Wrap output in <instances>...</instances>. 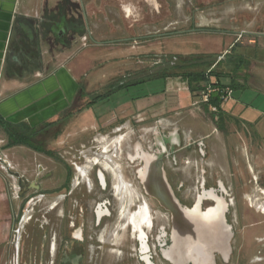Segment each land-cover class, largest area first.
I'll use <instances>...</instances> for the list:
<instances>
[{"label":"crops","instance_id":"obj_1","mask_svg":"<svg viewBox=\"0 0 264 264\" xmlns=\"http://www.w3.org/2000/svg\"><path fill=\"white\" fill-rule=\"evenodd\" d=\"M237 3L247 8L239 9ZM88 4L89 0H0L1 119L25 129L50 121L62 122L64 137L70 139L74 121V130L85 132L95 127L108 128L119 121L124 124L132 119L159 133L174 135L176 143L169 148L174 146L173 156L178 164L166 163L174 180H182L185 176H195V180L201 177L211 179L214 175L221 182L228 180L232 188L237 185L240 190L236 196L247 195L251 191L250 180L256 176L254 170L260 168L258 173L264 174V145L258 141L253 151L237 130L239 121H234L236 116L249 117L251 114L241 109L242 101L238 106L231 98L221 103L216 112H211L205 103H196L199 96L191 93L186 80L168 77L159 78L163 81L161 86L133 96L130 103L128 100L121 102L116 110L98 107L100 100L85 106L96 94L107 91L118 78L134 75L154 64L141 59L152 52L150 48L135 45L137 39L132 40L135 44H123L124 40L119 39L126 37L125 33H114L112 24L103 22L104 17L101 24L96 21L89 14ZM85 15L91 23L92 34L75 30L76 26L83 24ZM196 25L211 26L212 31L199 32L211 33L221 44L216 49L184 44L181 49L164 54L211 55L216 56L217 61L224 60L228 53L242 55L245 62L237 71L230 70V64L220 68L219 81L236 83L233 90H250L253 95L249 99L241 95L238 100L251 101L253 96L260 101L257 107L264 111V43L259 42L264 38V0H233L225 8L219 6L218 13L209 19L197 16ZM256 27H260L259 31ZM243 32L252 36L247 43L239 39ZM81 35H86L89 41L83 47L76 41ZM89 63L91 65H87ZM80 67L86 70L79 71ZM209 81L213 82L215 78L210 76ZM136 85L118 88L114 92L133 90ZM79 94L85 103L78 111L80 106L73 107V101ZM71 109L77 113L73 121ZM241 138L244 156L231 155V161L236 164V170L231 171L228 167L231 163L229 150L239 145ZM7 140L8 136L0 125V143ZM8 154L23 169L31 172L36 169L41 155L22 145L8 149ZM240 163L247 169L240 168ZM245 171L250 176H245ZM234 173L238 175L235 179ZM3 177L0 173V180ZM251 199L259 200L257 193L249 198V206L252 207ZM237 206L240 207L238 203Z\"/></svg>","mask_w":264,"mask_h":264},{"label":"flooded vegetation","instance_id":"obj_2","mask_svg":"<svg viewBox=\"0 0 264 264\" xmlns=\"http://www.w3.org/2000/svg\"><path fill=\"white\" fill-rule=\"evenodd\" d=\"M231 1L233 0H192L190 4L195 7L193 17L189 19H196L198 13L217 14L219 6L225 8ZM171 3V0H89L88 5L89 14L100 24L104 17L112 24L111 30L114 33L128 34L119 40H134L141 35L150 34L147 29H144L145 24L149 27L154 22L167 20L172 14ZM203 5L212 6V13H206ZM114 15L118 17L115 18ZM193 25L195 27L181 30V32L212 31L209 26H197L196 22ZM256 28L259 31L260 27ZM75 30L78 33L92 34L88 15L84 16L83 24L76 26ZM243 33L241 36H248L247 32ZM255 34L260 35L261 33L256 32ZM82 97L79 94L75 98L73 107L82 106L85 103ZM93 98L90 101L94 100ZM76 114V110L71 109V121L74 120ZM113 127H117L112 128L115 132L119 130L118 127H122V124H116ZM58 130L55 127L50 133L47 130L40 134L41 138L36 143L43 150H36L41 154L40 161L32 172L23 169L8 154V149L15 146L22 145L31 148L30 146L13 144L9 139L0 143V153H3V150L7 151L3 167L0 164V170L4 175L3 180H0V264H92V259L98 256V250L104 248V244L108 242L106 238L126 227H129L130 236L134 241L129 256L137 258V261L142 264H145L144 256H147L148 261L154 264H157V258L162 264H171L161 255V249L170 245V215L142 189L137 178L140 161L134 157L135 148L138 146L134 144L135 140L131 139L126 142L122 148L120 144L122 137L118 136L120 141L117 145V153L124 154L129 165L126 166L127 169H124L119 156L116 157L117 160L113 158L114 163L119 168L121 178L128 182L132 189L141 191L148 200L155 203L159 216L167 221L163 225H156L157 212L152 210L146 201L150 212L149 224L143 223L146 233L145 243L148 245L146 253L141 249L142 242L133 225L120 226L124 220L120 216L119 201L115 191L119 179L113 167H107L103 163L102 154L105 151L108 153L107 147H104L100 154L95 152L94 155L86 156L77 155L75 144H72L71 158H65L56 150L58 145L55 139L60 134L52 138L53 132ZM165 134L160 133V137L156 139L154 137V144L156 143L159 148L164 146L168 149L176 141L174 135ZM89 148L86 149L87 152L90 151ZM96 156L99 157L98 161L93 160ZM163 160L167 179L183 205L192 207L196 199L198 200L197 197L202 196L203 211L215 206L212 202L214 194L212 195L211 192L208 193L209 195L202 194L203 190L210 188L206 179L201 177L191 184L184 179L174 180L166 163L171 161L172 165L177 166V159L168 154L163 157ZM87 164L89 168L86 175H80L77 168ZM218 183L220 186L223 185L221 181ZM218 183L217 188H219ZM228 197L230 208L232 199ZM133 206L137 205L131 204L129 210H132ZM254 208L264 213L263 210ZM229 214L228 210L227 221L233 229L234 224ZM233 232L232 238L237 234L236 230ZM222 262L221 256L216 254L215 264Z\"/></svg>","mask_w":264,"mask_h":264},{"label":"rangeland","instance_id":"obj_3","mask_svg":"<svg viewBox=\"0 0 264 264\" xmlns=\"http://www.w3.org/2000/svg\"><path fill=\"white\" fill-rule=\"evenodd\" d=\"M171 15L167 18L165 21H157L154 22V24L150 25L148 27V24H145V28L147 29L150 34L149 35H141L135 42H132V40H124L123 44L125 45H139V46H144L148 47L152 50V52H149L146 56H142L141 59H144L145 62L152 63L154 62L153 60L156 59V55L164 54L167 53L170 50H179L181 49V45H191L194 47H201L204 49H211V48H217L218 44H221V41H218L214 36L211 35V33H204V32H192L189 34H184L181 30H187L192 27H195L193 25L194 22H196V19H189V17H193V11L195 6H191L192 0H171ZM206 5V4H205ZM203 5L204 11L206 13H212L213 8L212 6H205ZM254 7L255 5H251ZM236 7L239 9H243L244 7L247 8L244 4H236ZM258 7V6H256ZM255 10V9H254ZM252 9V11L254 12ZM203 15L207 17V19L211 18L212 15H206L203 13H198L197 16ZM108 25L111 23L107 22L105 19L104 21ZM211 27V26H209ZM143 29V28H142ZM141 29V30H142ZM144 31V30H142ZM181 32V33H180ZM125 33V32H124ZM179 36V34H182ZM178 34V35H177ZM126 35V33H125ZM124 35V36H125ZM128 35V34H127ZM126 35V36H127ZM82 36H80V39L77 38V44L80 46L87 45L89 43L88 39L83 40L81 39ZM116 37H120V35H115ZM87 37V36H86ZM114 37V36H113ZM88 38V37H87ZM252 38V36H242L240 37V41L243 43H247L248 39ZM260 43H264V38L259 39ZM146 63V64H147ZM148 63V64H149ZM87 65H91L90 63ZM86 70L83 67L79 68V71ZM163 84V81L161 79L157 80H151L149 83H142L139 84L138 86L136 85L133 90H125L121 89L118 90L117 92H114L113 94L110 95V97L100 100L98 103V107H103V110H111L115 109L116 107L120 105L121 102L124 101H129L131 102L130 99L134 96H137L138 94L143 95L144 93L148 92L151 90L152 87H159ZM186 86V85H184ZM253 95V93L250 90H242V89H235L233 90L232 98L236 100L235 102L237 103L238 106H240L243 102V106H241V109L245 110V112H250L251 114L249 115L248 113H244L249 115L248 116H239L237 115L234 121L238 120L239 122L236 124L237 130L241 132V135H243L244 139H246L247 144L250 149L253 151L256 150L257 148V142L260 141L264 145V111H260L259 108L257 107L260 101L255 100V97L252 96L251 101L244 100V98L249 99V97ZM243 95L244 98L238 100L240 96ZM73 121V120H72ZM75 122V121H74ZM71 123V139L64 137L66 133L63 134V127H56V129H60V135L55 139L57 143L56 150L65 158L70 159L71 158V145L75 144L74 147L77 149L76 154L80 155H94V153L100 154L104 149V147H107L108 154H113L115 153V146H114V140L116 137L121 136V147L125 146L126 142L130 141L131 139L135 140L136 148H135V155L134 157L136 159L139 158V153L142 151H149L151 153H155L160 150L158 145L155 143L154 144V137H160V133L153 130L152 128H148L149 126H143V124H139V122H135L132 119L127 121V123L122 124V121L117 122L116 124H122V127H118L119 130H116L115 132L112 131V128H117L113 127L115 126V123L110 124L107 127V129L103 128H93L86 130L85 132H80V131H75L74 130V125ZM86 140V142H84ZM243 139L241 138L240 144L233 147L232 149L230 148L229 150V162L231 161V155L234 157H238L239 155L244 156V150L242 149L243 145ZM91 147L89 148V146ZM155 145V146H153ZM152 146L154 148H152ZM89 148V152L86 151V149ZM145 150V151H144ZM5 153V152H3ZM121 158L120 162L122 161V167L124 169H127L128 162L125 159L124 154H120L119 152L115 153L113 156L111 155V158L116 157ZM133 156V155H131ZM114 161V160H113ZM119 162V160L117 161ZM141 166V162L139 163ZM236 164L231 163L228 164L229 170L235 171L236 170ZM240 168H245L247 167L243 164L240 163ZM140 169V167H139ZM258 168L255 171V178L250 180L251 184V191L243 197V195L236 196L238 191L240 190L238 186L236 185L235 188H232L231 185L229 184V181H223L224 183L223 187H226L228 190L229 199H232V207L229 208L230 214L229 218L233 222V231L236 230L237 234L234 236V238L231 239V245H232V252L233 254H230V260L229 263H221V264H264V213L261 211L256 210L253 206H249V198H251L254 193H257L258 199L259 200H264V194L262 193V190L264 191V174H261V172L258 173ZM238 171V169H237ZM236 171V173H238ZM193 176H194V171L191 170ZM248 171H245V176H250ZM257 172V173H256ZM0 173L3 174V172ZM206 173L209 174V172L206 170ZM234 173L232 176L234 179L239 175H235ZM243 174V175H244ZM183 175V174H182ZM188 183L191 184V182L195 181V176L194 177H184ZM199 179V178H197ZM123 183L128 182L124 181L122 179ZM208 182V186H212L216 190H219V188L216 187L217 183L219 182V179L217 176L213 175V178L211 179H206ZM130 187V184H129ZM207 187V186H206ZM228 187V188H227ZM131 188V187H130ZM132 189V188H131ZM223 189V188H221ZM239 189V190H238ZM133 194L134 198L133 201L130 203L137 205L136 207L133 206L132 210H129V206L127 207L128 211L130 213L135 212L138 209V206L143 204L146 206L149 212V207L147 203L149 204L150 208L154 211L157 212V217L155 218V223L156 225H163L164 223H167L162 217L159 216V211L156 207V204L152 203L151 200H148L145 195L142 194L141 191H136L134 189ZM117 195V194H116ZM235 195V197L233 196ZM137 198V199H136ZM119 201V197H118ZM147 201V203H146ZM237 203L239 204L240 207L237 206ZM251 204V203H250ZM119 211H120V205H119ZM128 212V213H129ZM121 215V214H120ZM150 212L147 216L146 221L144 224H149L150 219ZM123 218V217H122ZM124 223H121L120 226H125L126 224L132 225V223H127L125 222V219L123 218ZM122 222V221H121ZM143 225V224H142ZM115 227V226H114ZM132 227V226H131ZM134 227V225H133ZM132 227V230L134 231V228ZM143 227V226H142ZM137 231V229L135 228ZM138 232V231H137ZM246 236V237H245ZM108 242L104 244V248L98 250V256L96 259H92V264H142L137 261V258H132L129 256L130 249L134 245V241L130 236V230L129 227H126L124 229L118 230L116 233H113L109 237L106 238ZM141 242V241H140ZM147 249L148 245L146 244ZM141 249H142V244H141ZM143 251V249H142ZM143 252H147L143 251ZM120 253V254H119ZM157 264H162L161 261L157 258L156 259ZM146 264V263H145Z\"/></svg>","mask_w":264,"mask_h":264},{"label":"water","instance_id":"obj_4","mask_svg":"<svg viewBox=\"0 0 264 264\" xmlns=\"http://www.w3.org/2000/svg\"><path fill=\"white\" fill-rule=\"evenodd\" d=\"M173 150L174 146L169 149L162 146L155 153L144 150L153 156L148 161L139 159L142 170L137 173L145 194L170 215V245L161 249V255L171 264H215V255L218 254L227 263L232 252L231 239L234 234L226 217L229 193L223 183L221 186L218 183L219 190L209 188L202 191L203 195L211 192L221 199L222 211L217 214L204 216L201 200L196 199L192 207L183 205L175 195L164 168L163 157L173 155ZM213 202L216 204L215 200ZM195 207L197 211H190ZM151 264L154 263L151 261Z\"/></svg>","mask_w":264,"mask_h":264},{"label":"trees","instance_id":"obj_5","mask_svg":"<svg viewBox=\"0 0 264 264\" xmlns=\"http://www.w3.org/2000/svg\"><path fill=\"white\" fill-rule=\"evenodd\" d=\"M234 47V46H233ZM154 64L146 69L140 70L134 75H129L125 77L118 78L109 89L103 93L96 94L94 100L88 102V104L95 103V100H101L106 98L110 93L114 92L118 88L129 87L136 84H141L148 80L168 78V77H178L187 81L189 90L191 93L199 96V93L205 89L207 85H202V83H208L211 86H229L234 89L237 84L230 82L228 84L219 81V77L222 74L220 68L222 66H228L230 64V70L233 72L237 71L240 66L243 65L245 59L242 55H230V53L224 56V60H218L216 56L211 55H175V54H160L154 56ZM246 63H248L246 61ZM214 77L215 81L210 82L209 77ZM210 102L217 107H220L221 102L218 100L217 96H212ZM83 106L78 109L81 110ZM62 123V122H61ZM61 123L47 122L39 127L33 129H25L21 126L12 125L0 117V125L5 130L8 139L13 144H25L30 146L34 150L41 151L42 148L37 145L36 141L41 138V133H45L47 130L52 132L55 127H61ZM60 129L53 132V137L55 138L60 134ZM43 150V149H42ZM49 153L48 151H44Z\"/></svg>","mask_w":264,"mask_h":264},{"label":"bare ground","instance_id":"obj_6","mask_svg":"<svg viewBox=\"0 0 264 264\" xmlns=\"http://www.w3.org/2000/svg\"><path fill=\"white\" fill-rule=\"evenodd\" d=\"M114 146H115V153L117 152L116 149L117 145L120 141V137H117L114 140ZM106 148V147H105ZM104 149V148H103ZM139 156V155H138ZM153 155L147 154V152H142L141 156H139V158L144 159L145 161H148ZM103 157V163L105 166L107 167H113L114 172L116 173L119 182L115 187V191L117 196L119 197V205H120V216L123 217L125 219V222L127 223H132V225H134V227L137 229L138 233H139V239L142 242V249L143 251L147 250L146 247V243H145V231L143 229V223L146 221L145 219H147V216L149 214L148 209L146 208V206H144L143 204L138 206V209L135 212L130 213L127 209V207L130 205V203L133 201L134 198V192L133 190L129 187V184L127 183H123L122 178H121V173L119 172V168L117 167V165H115L113 159L111 158V155H109L107 153V151L103 152L102 154ZM99 157H94L93 160L98 161ZM89 165H85V166H80L77 168L78 173L82 176H85L87 171H88ZM121 169V168H120ZM142 170V169H141ZM140 169L138 170V173H140L141 171ZM264 193V192H263ZM209 195V194H208ZM198 200L200 201L202 199V196L197 197ZM208 198V197H207ZM210 198V196H209ZM212 198H214L213 200L216 201V204H214L213 200V205H215L214 207H211L205 211H202V214L204 216H208V215H212V214H217L219 211H222V201L219 197L217 196H213ZM251 202L253 204L254 207H256L257 209H261L264 211V200H257V199H251ZM190 211H197V207L195 208H191ZM129 212V213H128ZM145 261L147 262V264H151L150 261H148L147 256H144Z\"/></svg>","mask_w":264,"mask_h":264},{"label":"built area","instance_id":"obj_7","mask_svg":"<svg viewBox=\"0 0 264 264\" xmlns=\"http://www.w3.org/2000/svg\"><path fill=\"white\" fill-rule=\"evenodd\" d=\"M82 39L86 40V35H84ZM232 94L233 89L229 86L220 87L207 85L205 89L199 93V99L196 101V103H205L211 112H216L218 107L210 102V98L212 96H217L218 100L221 103H224L232 98ZM5 161L6 155L4 153H0V164L2 167Z\"/></svg>","mask_w":264,"mask_h":264}]
</instances>
